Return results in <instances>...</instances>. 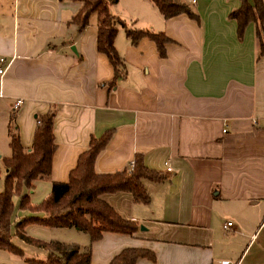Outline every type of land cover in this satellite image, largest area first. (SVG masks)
<instances>
[{"label":"crops","instance_id":"obj_1","mask_svg":"<svg viewBox=\"0 0 264 264\" xmlns=\"http://www.w3.org/2000/svg\"><path fill=\"white\" fill-rule=\"evenodd\" d=\"M183 1L196 19L165 18L150 0L107 5L126 28L168 39L159 56L153 41L131 43L118 26L123 75L111 83L114 70L96 48L97 13L78 30L77 0H0V137L8 146L13 115L29 149L39 116L52 113L50 172L33 187L46 196L52 182H66L90 139L107 131L95 172L127 171L138 157L162 176L142 179L147 203L126 191L100 195L137 230L103 232L90 243V264L125 248L153 253L135 264H264V53L254 23L237 38L228 14L239 0Z\"/></svg>","mask_w":264,"mask_h":264},{"label":"trees","instance_id":"obj_2","mask_svg":"<svg viewBox=\"0 0 264 264\" xmlns=\"http://www.w3.org/2000/svg\"><path fill=\"white\" fill-rule=\"evenodd\" d=\"M80 7L72 16L78 30L85 27L88 16L97 13V51L104 54L114 70L111 83L123 75V62L118 56L113 40L118 26L131 43L142 37L154 42L159 56L164 54L163 45L168 39L162 33L147 30L126 28L124 23L109 14L107 5L115 0H77ZM163 15L168 18L177 14H186L197 18L189 5L183 0H150ZM238 8L229 12L228 17L236 23L237 38H241L245 26L252 22L255 25V37L258 44L257 56L264 53L263 0H239ZM9 155L3 158L5 168L4 187L0 191V249L16 254L21 250L11 242L10 221L13 210L11 197L22 187L30 189L36 179L49 175L51 156L54 150L52 134V113L39 116L29 149L21 146L14 116L7 122ZM110 136L104 132L98 138H91L87 150L80 153L75 166L68 172L66 182H52L49 194L39 204L31 206L28 195H20L19 208L40 211L43 217L29 216L15 223L14 235L19 239L41 247L46 251L43 260L26 259L30 264H90V243L99 239L103 232L131 235L137 225L122 219L105 201L100 198L103 193L126 191L131 193L134 201L147 203L148 195L142 185V179L161 181L162 176L151 172L143 166L138 157L133 160L131 171L118 170L109 173L94 171V161L103 150ZM27 223H35L50 228H74L88 236V245L80 247L75 243H64L57 240L41 241L24 233ZM138 258L152 260L153 253L146 249L125 248L116 254L108 264H135Z\"/></svg>","mask_w":264,"mask_h":264},{"label":"rangeland","instance_id":"obj_3","mask_svg":"<svg viewBox=\"0 0 264 264\" xmlns=\"http://www.w3.org/2000/svg\"><path fill=\"white\" fill-rule=\"evenodd\" d=\"M8 155L9 148L6 143V139H4V137H0V191H2L4 187L5 168L3 165V158ZM32 187L30 189L22 187L19 192L13 193L11 197L13 204L12 217L10 221L11 242L21 250V254L0 249V264H30L26 261V259L43 260L46 257V251L44 249L29 244L14 235V227L17 221L29 216L39 217L41 214L40 211H30L28 209L19 208L20 195H28L29 204L31 206L39 204L48 195L44 196L45 194H43L40 187H33V189ZM76 232L77 233H75L73 229L50 228L35 223H27L24 226V233L33 239L41 241L57 240L64 243H77V245L82 247L84 242L82 241L81 236L86 237L87 235L81 231Z\"/></svg>","mask_w":264,"mask_h":264},{"label":"built area","instance_id":"obj_4","mask_svg":"<svg viewBox=\"0 0 264 264\" xmlns=\"http://www.w3.org/2000/svg\"><path fill=\"white\" fill-rule=\"evenodd\" d=\"M7 62H5V59L0 57V78L3 76L4 72H5V68H6ZM20 104V100H16L13 104L12 107L15 109L18 105ZM256 121L253 120V124H255ZM264 124V122H263ZM133 168V161H130L128 163V167H127V172L131 171ZM167 171H169V168H166ZM230 222H226L225 225L223 226V228H228L230 226ZM220 264H228L227 261H221Z\"/></svg>","mask_w":264,"mask_h":264}]
</instances>
